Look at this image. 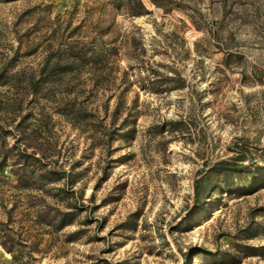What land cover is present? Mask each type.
Masks as SVG:
<instances>
[{
  "label": "rangeland",
  "instance_id": "obj_1",
  "mask_svg": "<svg viewBox=\"0 0 264 264\" xmlns=\"http://www.w3.org/2000/svg\"><path fill=\"white\" fill-rule=\"evenodd\" d=\"M142 2L0 0V264H264V0Z\"/></svg>",
  "mask_w": 264,
  "mask_h": 264
},
{
  "label": "trees",
  "instance_id": "obj_2",
  "mask_svg": "<svg viewBox=\"0 0 264 264\" xmlns=\"http://www.w3.org/2000/svg\"><path fill=\"white\" fill-rule=\"evenodd\" d=\"M136 7L137 8H144V5H143V2L142 0H136ZM134 13L133 14H140L141 11H133Z\"/></svg>",
  "mask_w": 264,
  "mask_h": 264
}]
</instances>
